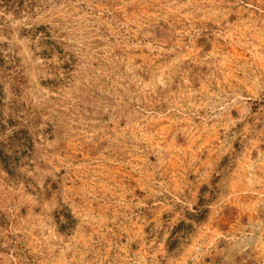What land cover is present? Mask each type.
Instances as JSON below:
<instances>
[{
	"label": "rangeland",
	"instance_id": "rangeland-1",
	"mask_svg": "<svg viewBox=\"0 0 264 264\" xmlns=\"http://www.w3.org/2000/svg\"><path fill=\"white\" fill-rule=\"evenodd\" d=\"M0 264H264V0H0Z\"/></svg>",
	"mask_w": 264,
	"mask_h": 264
}]
</instances>
